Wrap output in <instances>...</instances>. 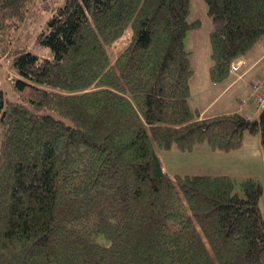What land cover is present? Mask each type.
I'll return each instance as SVG.
<instances>
[{
	"label": "trees",
	"instance_id": "1",
	"mask_svg": "<svg viewBox=\"0 0 264 264\" xmlns=\"http://www.w3.org/2000/svg\"><path fill=\"white\" fill-rule=\"evenodd\" d=\"M38 1L0 0L13 86L39 92L0 94V264H264L260 180L171 176L158 151H231L246 131L264 147V109L201 118L189 102L191 0H40L53 14L37 41L52 57L15 54ZM205 1L221 82L264 40V0Z\"/></svg>",
	"mask_w": 264,
	"mask_h": 264
},
{
	"label": "rangeland",
	"instance_id": "2",
	"mask_svg": "<svg viewBox=\"0 0 264 264\" xmlns=\"http://www.w3.org/2000/svg\"><path fill=\"white\" fill-rule=\"evenodd\" d=\"M65 1L56 0V6L63 5ZM41 4L40 0L35 4L34 9L31 11L18 37L14 41L12 47L15 48V54L21 51H30L44 57H52L51 49L37 41L38 33L46 28L47 20L53 14L52 11L43 10V5ZM189 20L201 21V25L198 28L189 30L185 37L186 47L190 51L191 66L195 70V77L197 78V80L196 78L194 80L191 77L190 81H192V86L195 87L197 93L200 94L208 91L210 87L208 77L211 76L210 66L212 64L210 32L213 29V22L205 0H191ZM130 34L131 30L128 29L125 35L114 43L113 51L115 53L121 50L129 41ZM262 47H264V40L258 42L247 54L250 56L258 55ZM12 58V55L3 54L0 50V94L5 98L21 101H23L22 95L38 98L39 92L32 87H27L24 91H18L14 88L12 79L16 76L11 68ZM263 63L264 59L260 64ZM213 97L214 92L209 91L203 95L202 100H206L207 98V100H210ZM1 138L2 128L0 126V142ZM244 142L238 149L231 151L217 150L215 153H213L207 143L197 145L192 150H181L173 147L170 149H159L158 151L165 171L171 176L175 174L225 172L235 176L238 180H243L247 176L259 179L263 185V193L259 205L264 217V147L261 143L260 133L246 131ZM236 190L242 193L239 186L236 187ZM103 219L105 221L107 218L104 217ZM112 225V221L108 220L107 231L101 237L103 242L109 241L107 237L110 236Z\"/></svg>",
	"mask_w": 264,
	"mask_h": 264
},
{
	"label": "crops",
	"instance_id": "3",
	"mask_svg": "<svg viewBox=\"0 0 264 264\" xmlns=\"http://www.w3.org/2000/svg\"><path fill=\"white\" fill-rule=\"evenodd\" d=\"M263 59L264 47L261 48L258 55L250 56L247 54L238 58L233 63L232 72L226 80L215 82L212 80L211 76H209L208 84L210 87L208 88V91H204L200 94L197 93L195 87L192 86V81H190L191 92L189 95V102L191 106L200 111L201 118L212 117L235 111H240L251 118H258L260 111H258L256 101L249 99L247 103L242 104V100L249 95L251 84L264 77V63L260 64ZM195 76L196 74L194 70L192 75L194 80L196 78ZM209 91L214 92V97L210 100H207L208 98L206 100H202L203 95L207 94ZM221 99L224 100L221 101ZM219 103L220 105H218ZM201 144L202 143L196 144L194 148ZM211 149L213 153L217 152V150L213 148ZM205 174L218 175L228 173L206 172Z\"/></svg>",
	"mask_w": 264,
	"mask_h": 264
},
{
	"label": "built area",
	"instance_id": "4",
	"mask_svg": "<svg viewBox=\"0 0 264 264\" xmlns=\"http://www.w3.org/2000/svg\"><path fill=\"white\" fill-rule=\"evenodd\" d=\"M249 99L256 101L258 111L264 109V77L251 84L250 93L242 100V104L247 103Z\"/></svg>",
	"mask_w": 264,
	"mask_h": 264
}]
</instances>
